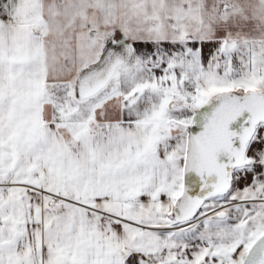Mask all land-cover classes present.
Instances as JSON below:
<instances>
[{
  "label": "snow or ice",
  "instance_id": "6c2138e0",
  "mask_svg": "<svg viewBox=\"0 0 264 264\" xmlns=\"http://www.w3.org/2000/svg\"><path fill=\"white\" fill-rule=\"evenodd\" d=\"M0 264H264V0H0Z\"/></svg>",
  "mask_w": 264,
  "mask_h": 264
}]
</instances>
